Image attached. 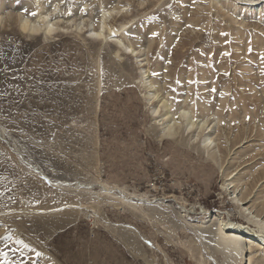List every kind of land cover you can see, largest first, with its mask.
I'll return each mask as SVG.
<instances>
[{"label": "rangeland", "instance_id": "obj_1", "mask_svg": "<svg viewBox=\"0 0 264 264\" xmlns=\"http://www.w3.org/2000/svg\"><path fill=\"white\" fill-rule=\"evenodd\" d=\"M230 1L0 0V264H228L198 230L257 228L225 180L264 198V0ZM101 7L141 58L89 35ZM54 8L57 34L16 23ZM145 71L172 115L210 121L218 164L184 121L163 136Z\"/></svg>", "mask_w": 264, "mask_h": 264}, {"label": "bare ground", "instance_id": "obj_2", "mask_svg": "<svg viewBox=\"0 0 264 264\" xmlns=\"http://www.w3.org/2000/svg\"><path fill=\"white\" fill-rule=\"evenodd\" d=\"M259 1L262 2L263 0H231L230 5H232L233 7L237 5H240V6L246 5L249 9H252V7H257L259 4H261L259 3ZM262 11L264 13V6H263ZM113 13H116V15L120 14L121 10H116V9L106 10L101 7L100 13L98 15L99 17V20L97 23L98 27L96 30L93 28L89 30L90 31L89 35L92 38L96 39L98 42L101 41L103 43L108 42V40L112 39L115 42V44H117L120 47V49L124 50L125 53L131 56H134L135 58H138V57L141 58L142 57L141 53L143 52H141L140 49H136L131 44L126 45L123 43L124 37L126 36L125 32H122L120 29H114L113 27H111L112 25L111 26L107 25V20L111 18V15ZM55 14H56V9L54 8L52 13H49V14L41 13L38 15V17H35V19H26L22 16H18L16 18L17 19L16 23L18 27H20L19 29H21L23 32H28V33L31 32L35 34L42 33L46 36H49L54 33L57 34V32H59L62 29L59 26L60 20L55 21V19H57V17H55ZM2 20L3 18L0 17V23L2 22ZM82 24L83 23L79 21L78 23H75L74 24L75 27L74 26L73 27L75 28L77 32H82L83 28L87 27L86 25H83L84 27H82L81 26ZM123 27L124 26L122 25L121 28ZM142 77H143L142 87H144L147 93L151 92L148 94L147 98H149L150 101L154 100L155 102H157V105L153 107V109L150 110V114H151L152 119L154 120L157 119L158 123L162 122L161 132L163 136L169 138V136L175 135L176 134L175 127L176 125L179 124L178 120L184 121L186 131H191L192 129H195L194 131L196 132L198 131L201 133L202 136L200 135L201 136L200 140H201V145L204 149V152L206 153L207 157H209L215 163L218 164L221 153L219 149L217 148V146L215 145L214 140L211 139L210 134L208 135L207 133L204 134V132L208 131V129L210 128V121L208 122V121L201 120V119L198 120L197 118L194 117V115L190 113V111H184V110L179 111L175 115H172V113L169 111L170 109L169 102H166V100L163 99L164 97L161 98V96H159L157 86L153 82H151L147 77V71L142 73ZM162 111L164 112L163 114H161ZM227 173H229L228 176H230V172H227ZM223 176L225 175L223 174ZM237 180H234L231 177L228 180H225L226 181L225 183L227 184V186L231 185L233 194L234 192H237L236 198H238L240 209H245L247 213H250L249 214L250 217H248L249 215L246 217L247 222L254 225L257 228L256 231L252 230L249 225L240 224V223L232 221L231 219H227V221L225 222H223L222 220L216 223L215 225H213V228H210V230L200 229L198 231L200 233L209 231V234L213 235L214 242H216L217 249L221 252L223 257H225L226 262L228 264H240L244 257L249 258L248 264H250L252 258L256 254L262 259L260 264H264V198L255 197L257 196V194L255 193H254L255 196L251 197L252 192L250 191L247 192L245 190L247 188L246 187L247 184H245L244 186H241V188L239 189L240 185L236 183ZM104 190L108 192L110 191V189H106V187ZM139 204L141 205V203ZM135 205H133L132 209H134V211L137 213H142L141 208L134 207ZM138 208L141 211L138 210ZM202 214L205 215L206 213L204 212ZM210 217L211 216H208V218ZM204 223H206V221H204ZM186 225L192 226L189 224H186ZM126 229L129 230L128 232L133 233L134 237H137V239L139 240L142 239L141 240L142 243L145 244L147 247H151V243L148 240L144 239L134 227L132 228L128 227Z\"/></svg>", "mask_w": 264, "mask_h": 264}, {"label": "snow or ice", "instance_id": "obj_3", "mask_svg": "<svg viewBox=\"0 0 264 264\" xmlns=\"http://www.w3.org/2000/svg\"><path fill=\"white\" fill-rule=\"evenodd\" d=\"M32 15H36V13H32ZM154 35H155V33H154ZM223 35H227V34L225 33ZM225 55H228V53H225ZM262 74H264V73H262ZM213 91H215V89H213Z\"/></svg>", "mask_w": 264, "mask_h": 264}]
</instances>
